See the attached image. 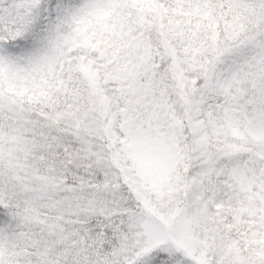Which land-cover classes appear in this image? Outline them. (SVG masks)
I'll list each match as a JSON object with an SVG mask.
<instances>
[{
  "label": "snow or ice",
  "instance_id": "6c2138e0",
  "mask_svg": "<svg viewBox=\"0 0 264 264\" xmlns=\"http://www.w3.org/2000/svg\"><path fill=\"white\" fill-rule=\"evenodd\" d=\"M0 264H264V0H0Z\"/></svg>",
  "mask_w": 264,
  "mask_h": 264
}]
</instances>
